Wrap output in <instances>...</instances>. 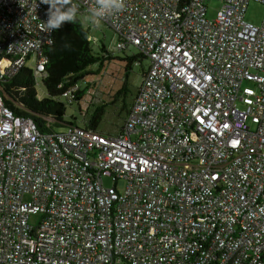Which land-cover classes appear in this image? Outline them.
I'll return each mask as SVG.
<instances>
[{"label": "built area", "instance_id": "1", "mask_svg": "<svg viewBox=\"0 0 264 264\" xmlns=\"http://www.w3.org/2000/svg\"><path fill=\"white\" fill-rule=\"evenodd\" d=\"M211 1L122 0L98 19L111 51L148 60L104 134L42 131L6 105L23 66L41 83L54 31L48 4L0 0V264H264V17L214 0L209 18ZM68 6L91 25L95 0Z\"/></svg>", "mask_w": 264, "mask_h": 264}, {"label": "trees", "instance_id": "2", "mask_svg": "<svg viewBox=\"0 0 264 264\" xmlns=\"http://www.w3.org/2000/svg\"><path fill=\"white\" fill-rule=\"evenodd\" d=\"M92 27L91 24L85 28L77 17L75 22L65 23L60 29L54 31L52 44L44 48V54L48 58L41 78L47 93L45 97H38L33 70L28 66H23L4 84V101L15 115L31 118L40 130L47 132H55L54 127L63 125L98 128L105 114L106 104H89L92 109H87L89 106L85 108L86 114H83L82 120L86 117L87 119L83 120L84 125L80 126L74 117L72 120H65L66 105L69 103L62 99V94L77 85L76 90L72 92L73 102H79L86 93L87 84L90 83L88 79L95 75V72L89 68L97 65L98 69H101L106 61L114 59L124 62L126 81L132 66L140 65V60L144 57L136 52L119 56L104 43L97 44V39L96 42L89 40L92 36L90 33ZM96 44L97 49L94 47ZM145 69H142L141 75ZM83 84H85L84 87H82ZM125 89L124 84L118 94ZM129 108L130 106L127 107V113Z\"/></svg>", "mask_w": 264, "mask_h": 264}, {"label": "rangeland", "instance_id": "3", "mask_svg": "<svg viewBox=\"0 0 264 264\" xmlns=\"http://www.w3.org/2000/svg\"><path fill=\"white\" fill-rule=\"evenodd\" d=\"M219 4L216 1H211L208 4L207 16L213 18L218 10ZM245 20L256 25H259L264 17V4L256 2L254 0H249L246 11ZM86 23H91L93 25L90 30L93 38L97 39V44L104 43L110 49H114L117 42V36L114 31L107 27L102 21L96 20L95 22L90 19V16L85 18ZM97 44L94 45L97 49ZM136 50L134 48H129L124 51H114V53L119 56L126 54H133ZM140 65H133L127 80L125 81L124 76V62L117 59L106 61L101 69L98 66H92L91 69L95 72V75L88 79L90 82L87 84V89L84 97L79 102H72L66 105V117L65 120H72L73 117L76 119L77 124L82 126L83 114L86 113L85 108L92 105L106 104L105 114L97 128V130L104 134H116L127 116V107L132 103L136 89L141 79L142 69L147 68L148 60L142 58L140 60ZM125 84V91L118 94L120 89ZM85 84L82 85L84 87ZM36 92L38 97H45L47 95L46 90L42 83L36 85ZM117 97L115 98V96ZM115 98V99H114ZM113 100V102H111ZM81 107V108H79ZM92 109V106L87 107V109ZM68 127L66 125L60 127H54L57 132L65 131ZM103 183L105 186H110L112 181L110 178H104ZM122 188L123 183L120 182L118 185ZM38 216L31 215L30 222L36 224Z\"/></svg>", "mask_w": 264, "mask_h": 264}, {"label": "clouds", "instance_id": "4", "mask_svg": "<svg viewBox=\"0 0 264 264\" xmlns=\"http://www.w3.org/2000/svg\"><path fill=\"white\" fill-rule=\"evenodd\" d=\"M41 2L49 5L47 19L44 22L49 32L60 29L65 23L75 22L78 17V9L69 7V0H41ZM121 7L122 0H95V6L89 10L90 19L95 22L119 11Z\"/></svg>", "mask_w": 264, "mask_h": 264}, {"label": "water", "instance_id": "5", "mask_svg": "<svg viewBox=\"0 0 264 264\" xmlns=\"http://www.w3.org/2000/svg\"><path fill=\"white\" fill-rule=\"evenodd\" d=\"M182 4H187V0H186V2H183Z\"/></svg>", "mask_w": 264, "mask_h": 264}]
</instances>
